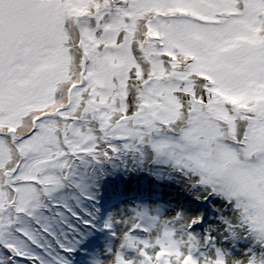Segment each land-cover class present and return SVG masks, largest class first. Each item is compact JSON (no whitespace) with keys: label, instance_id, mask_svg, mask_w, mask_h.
I'll return each instance as SVG.
<instances>
[{"label":"snow or ice","instance_id":"1","mask_svg":"<svg viewBox=\"0 0 264 264\" xmlns=\"http://www.w3.org/2000/svg\"><path fill=\"white\" fill-rule=\"evenodd\" d=\"M0 264H264V0H0Z\"/></svg>","mask_w":264,"mask_h":264},{"label":"rangeland","instance_id":"2","mask_svg":"<svg viewBox=\"0 0 264 264\" xmlns=\"http://www.w3.org/2000/svg\"><path fill=\"white\" fill-rule=\"evenodd\" d=\"M139 186H142V184L139 185ZM129 187H130L131 189L135 190V189L138 187L137 181H136V180H132V181L130 182V184H129Z\"/></svg>","mask_w":264,"mask_h":264},{"label":"trees","instance_id":"3","mask_svg":"<svg viewBox=\"0 0 264 264\" xmlns=\"http://www.w3.org/2000/svg\"><path fill=\"white\" fill-rule=\"evenodd\" d=\"M143 186V185H142ZM141 186V187H142ZM163 192H164V194H165V198L167 199L168 198V196H170V195H172L173 193L171 192V190L170 189H167V188H165V189H163Z\"/></svg>","mask_w":264,"mask_h":264}]
</instances>
